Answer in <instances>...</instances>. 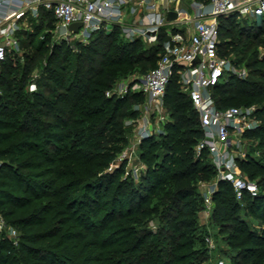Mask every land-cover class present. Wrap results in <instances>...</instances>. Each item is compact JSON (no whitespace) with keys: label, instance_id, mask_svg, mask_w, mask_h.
Here are the masks:
<instances>
[{"label":"trees","instance_id":"16d2710c","mask_svg":"<svg viewBox=\"0 0 264 264\" xmlns=\"http://www.w3.org/2000/svg\"><path fill=\"white\" fill-rule=\"evenodd\" d=\"M49 14L42 10L39 18L30 17V28L18 32L23 55L10 54L1 64L0 155L19 161V168L13 162H5L0 168V207H7L6 213L12 216L24 210V216L15 221L25 226H43L56 211L60 225L53 217L48 230L34 234L32 241L63 233L59 246L68 251L85 241L73 257L82 263L90 259L84 256L89 248L101 251L98 260L114 257L113 264H199L189 260L193 254L206 260L209 248L204 244L205 227L197 220L204 197L197 182L216 176V169L207 152L196 154L203 130L178 75L172 78L166 94L171 119L165 133L144 139L140 145L141 159L147 164L142 179L126 187L127 181L101 173L122 150L127 141L125 133L129 132L115 124L122 98L108 97L105 92L129 74L145 72L148 66L143 61L154 60L150 69L155 67L163 52L165 33L151 49L143 46L141 38L127 39L117 27L96 33L88 43H78V49L73 50L67 43L51 42V30L38 39L46 23L53 28L46 20ZM234 22L241 24L237 30ZM220 39L221 53L238 66H245L248 76H230L215 85L217 105L225 108L232 106L226 103L230 99L249 97L254 101L263 97L264 57L259 56L255 46L264 44V19L259 23L240 15L221 17ZM245 53L249 54L244 61L239 55ZM36 68L41 73L36 79L37 89L32 91L28 87ZM228 88L237 89L231 93ZM142 96L129 94L136 101ZM252 101L241 104L250 105ZM258 115L261 124L246 137L260 158L249 152L250 159L240 160L243 171L260 186L258 195L246 194L239 201L227 181H220L214 194L211 219L219 215L235 223L232 228L236 232L227 238L234 251L231 264H264V100ZM104 188L106 193L113 191L100 220V206L93 214L75 210L80 204L102 205ZM45 196L49 199L36 203ZM242 208L250 216L260 217V232L248 228L239 214ZM150 220L158 222L156 231L136 226L148 225ZM222 226H227L226 222ZM160 234H166L165 240ZM112 235L123 236L121 241L112 242L120 248L105 253L103 249ZM17 250L8 238L1 237L0 264L14 261Z\"/></svg>","mask_w":264,"mask_h":264},{"label":"built area","instance_id":"2783aa9c","mask_svg":"<svg viewBox=\"0 0 264 264\" xmlns=\"http://www.w3.org/2000/svg\"><path fill=\"white\" fill-rule=\"evenodd\" d=\"M42 9L52 12L58 20L53 30L55 42L67 43L73 50L78 49V43H88L96 33L110 32L117 27L130 40L157 41L165 33L163 52L156 66L141 80L117 89L120 97L131 91L146 97V102L138 107L143 115L137 118L134 144L121 153V161L131 163L137 156L136 148L144 139L165 133V126L171 119L166 94L172 78L178 75L182 90L189 95L199 114L203 130L195 147L196 154L201 156L207 152L216 169L215 180L207 184L204 191L206 208L214 209V194L220 181L231 184L239 201L246 194L258 195L257 182L240 166V160L248 156L243 149L246 133L261 124L258 108L255 105L219 107L213 88L227 77L245 79L248 76L247 68H241L231 57L221 53V17L240 15L262 22L264 0L196 1L193 16H184L180 7H163L158 0H0V66L10 54L23 55L18 32L29 26L26 15L39 18ZM171 10L178 13L174 19H168ZM79 22L82 25L78 31L73 30L72 24ZM184 27L187 32L181 31ZM197 58L199 62L194 64ZM30 89H37L36 82ZM110 93L107 91L108 95ZM131 169L138 175L145 164L139 162ZM6 229L9 234L16 233L0 216V233ZM209 246L214 248L213 241ZM219 264L226 263L220 260Z\"/></svg>","mask_w":264,"mask_h":264},{"label":"rangeland","instance_id":"374dc122","mask_svg":"<svg viewBox=\"0 0 264 264\" xmlns=\"http://www.w3.org/2000/svg\"><path fill=\"white\" fill-rule=\"evenodd\" d=\"M196 1H201L206 3L207 0H177L176 4L174 5L175 7H180L181 10H183L184 16H186V14L188 16H193V14L195 13V6H196ZM51 15L49 14L47 16V22L51 21L52 22V29L51 30L52 34H51V42L55 41V33L53 32V30L56 28L57 24H58V20L56 19V17L54 16V14L52 12H50ZM222 18H225V16H223ZM25 19L27 21V23L30 22V16L26 15ZM241 21V20H240ZM248 22H252V20H248ZM239 23V22H237ZM236 22H234V30H237L240 25H238ZM260 23V21H259ZM47 25V23H46ZM46 31V29H44L41 34L38 36V39L41 38L42 34ZM182 32H187L188 29L186 27H184L182 30ZM157 41H153V40H148L145 41L143 40V46L146 48H151L153 49V46L155 44H157ZM53 44V43H52ZM257 47V49H259V56L264 57V44L262 45H257L255 46ZM23 49V48H22ZM253 50V49H252ZM249 54V53H247ZM245 53V55H239L242 56L243 60H247L248 55ZM21 62H24V59H21ZM155 61H143V64H147L148 68L145 70V72H135L133 74H129V76H127L126 78H122L120 79L115 85H113V87L109 88L106 90L105 94L108 97H115L118 98L120 97V95L117 92V89L120 88V86H123L125 84H133L135 81L137 80H141L142 77L149 71V69L152 67V63H154ZM241 68H246L245 66H240ZM1 68V66H0ZM248 70V69H247ZM41 73V70H39V68L34 69L33 74H32V80L29 84V89L31 88V84L33 82H36V79L39 77V74ZM239 88V87H237ZM236 88V89H237ZM234 88L232 89H227V90H232L231 93H234V91L236 90ZM31 90V89H30ZM43 90L48 91V88H44ZM107 91H110V95L107 94ZM132 93V91L130 92ZM124 95L122 98V103H121V108H120V112H119V116L117 118V120L115 121L116 127H125L129 130V132H127V134L125 133V136L127 137V141L124 143V147L122 148L121 151H119L114 158H112L108 165L102 169L101 173H107L110 175H114L116 177L117 181H127L128 183H126V187H129L130 185L136 184L138 183L141 179H142V172L146 170L147 168V164L146 162L144 164L145 165V169L137 174H134L132 172V167L135 166V164L139 163V162H144L141 159V148L140 145L136 148V158L132 159L131 163H128L126 161H121L120 160V155L121 153L128 149L131 148L134 144L135 138H134V133L135 130L137 128V118H140L141 115H143L142 110H140L139 108L141 107V105H143V103L146 102V97L145 95L142 96L141 100H132L131 98H129V94ZM244 100L247 102V100H251V98H241L238 100H228L226 103L227 105H239V106H244L243 103ZM263 100H264V96L261 98H257L254 99V101L251 102L250 105H255L257 108L259 106H261L263 104ZM139 107V108H138ZM136 112V115H132V112ZM160 136V135H158ZM50 148V147H49ZM244 150L248 151V156L245 159H250L253 156H255L256 158H260V153L258 151H253L252 150V145H251V139L249 137H247L245 139V144H244ZM249 152H251L250 155ZM5 162H9L15 164V168H19L18 164L19 161H12L10 156H1L0 155V168L2 167L3 164H5ZM20 170V172H23V174H29L30 171L28 169H18ZM117 175V176H116ZM215 180V176L210 177L208 180H199L197 182L198 184V190L200 192V194L204 197V191L206 190L207 184L211 183L212 181ZM1 187V186H0ZM260 188V186H259ZM50 190V189H49ZM106 189H103V193L104 198L102 199V205H96V204H92L91 207H86L83 204H80L76 207V211L78 212H87V213H94L95 209L98 208L99 206L101 207L100 209V213H99V217L98 219L100 220L101 216L103 215V213L105 212V209L107 207V202H108V198L111 196V192L113 191L110 190L109 192L106 193L105 191ZM49 197H43L39 202L36 203H43L44 201L48 200ZM204 202V201H203ZM201 205V202H198ZM215 207V206H214ZM90 209H93L90 211ZM9 210L7 207L5 208H1L0 207V216H2L8 223L9 227H14L16 230V233H10L6 230H4V232L0 233V238H8V240L11 241V243L18 248V250L16 251V253L13 255L15 257V260L10 261L9 264H113L112 260L115 258L112 257V259L110 260H98V258L100 257V250L97 251H92L91 248H89V250L87 251V253H84V256H89V261L88 262H84L82 263L80 261V259H74V255L76 251H80L83 248L84 242L83 241L80 245V247H77L74 249V251H68L65 249V247H60L59 246V242H60V238L62 236L63 233L58 234L56 237H51V238H44L42 240H39L37 242H33L32 241V236L34 234L41 233L43 231H47L48 227L53 219V217L56 216V220H55V224L60 225L59 221H58V217L56 215V211H54L51 214V217L49 218V222L43 226H39V225H23V224H18L16 223V221L19 218H22L24 216V210H20L18 211L16 214H14V216L9 215L6 213V211ZM214 211V209L208 210L205 206V204L203 203L202 208L197 212V220L199 222V225H201L202 227H205V243L206 246L209 248V244H211V241H213L214 243V248H209V257L206 260L198 259L197 255L193 254L192 257L189 260H192L194 262H198L199 264H219L220 260H224L225 263L227 264H231V260H232V256L234 255V251H232V246L229 244V241L227 238H229L230 234H233L236 232V229L232 228L234 221H227V220H222V217H220L219 215H217L215 218L211 219V215L213 214L212 212ZM239 214L244 218V220L248 223V228H250L252 230V232H260L261 228H262V222L260 220V217L257 215L255 217H252L248 214L247 210L245 208H242L239 210ZM214 215V214H213ZM92 218V217H91ZM16 220V221H15ZM226 222L227 226H222L221 225ZM157 221H153L150 220L148 225L145 224H139L136 226H139L140 228L149 226L150 228H152L154 231L157 230ZM232 224V225H231ZM66 229V227L64 228ZM93 230H95V228H93ZM109 233L110 231H106V233ZM162 239L165 240L166 238V234H160ZM207 237L211 238V241L207 240ZM123 238V236L120 235H112V238L109 241V245L104 248V252H108L109 250L113 249V248H120V246H118L116 243H112V242H119L121 241ZM152 237L150 238V240L148 241L151 242L152 241ZM77 244V241L75 242ZM70 246V245H67ZM197 247L200 246V244H196ZM124 247V246H123ZM122 247V248H123ZM54 254V255H52ZM59 257H58V255ZM57 255V256H56ZM45 256H48V259L45 258ZM106 256L110 257L111 254H106ZM57 257V259H56ZM62 259V260H61ZM106 259V258H105ZM57 261L54 263V261ZM247 264V263H246Z\"/></svg>","mask_w":264,"mask_h":264},{"label":"water","instance_id":"95a60500","mask_svg":"<svg viewBox=\"0 0 264 264\" xmlns=\"http://www.w3.org/2000/svg\"><path fill=\"white\" fill-rule=\"evenodd\" d=\"M178 16V13L174 10H171L168 14V19H174ZM81 22L79 23H74L72 24L71 28L75 31H78L79 27L81 26ZM199 62V58H197L195 61H194V64L198 63Z\"/></svg>","mask_w":264,"mask_h":264},{"label":"crops","instance_id":"0c3cea01","mask_svg":"<svg viewBox=\"0 0 264 264\" xmlns=\"http://www.w3.org/2000/svg\"><path fill=\"white\" fill-rule=\"evenodd\" d=\"M158 2H159L160 4H162L163 7H167V6L174 7V5L176 4V1L173 2V1H171V0H158ZM42 10H45V9H42ZM46 11H48V10H46ZM28 25H30V22L28 23ZM29 28H30V26H28L27 29H29ZM44 29H46V31L49 30V28L47 27V25L44 26ZM46 31H45V32H46Z\"/></svg>","mask_w":264,"mask_h":264}]
</instances>
